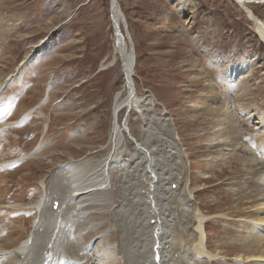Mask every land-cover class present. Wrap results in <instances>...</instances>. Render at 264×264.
I'll return each mask as SVG.
<instances>
[{"label": "rangeland", "instance_id": "1", "mask_svg": "<svg viewBox=\"0 0 264 264\" xmlns=\"http://www.w3.org/2000/svg\"><path fill=\"white\" fill-rule=\"evenodd\" d=\"M115 2L135 52V92L149 96L150 113L182 147L184 186L174 197L187 210L179 214L177 229L184 230L176 247L193 243L191 217L199 212L204 250L214 256L207 264H262L241 258L260 237L252 222L264 204L255 195L257 188L264 194V44L251 17L235 0ZM247 7L264 23V2ZM114 37L111 0H0L1 240L29 235L39 215L31 205L56 167L87 156L93 165L105 155L99 150L108 141L113 99L124 89ZM114 57L98 71L101 60ZM126 115L122 110L119 121ZM127 129L143 142L132 115ZM123 147L133 159V144ZM94 212L97 228L72 231L84 244L92 239L87 256H76L79 264H97L105 250L102 264H125L111 212ZM99 248L105 250L94 257Z\"/></svg>", "mask_w": 264, "mask_h": 264}, {"label": "bare ground", "instance_id": "2", "mask_svg": "<svg viewBox=\"0 0 264 264\" xmlns=\"http://www.w3.org/2000/svg\"><path fill=\"white\" fill-rule=\"evenodd\" d=\"M115 1L111 0L115 36L112 54L120 58L124 89L117 92L113 99L108 141L106 146L99 150L106 153L96 159L93 165L90 164L92 161L88 163L87 156L71 158L54 169L50 180L43 184L41 197L31 205L39 215L30 225L29 235L19 243L18 239L12 236L3 240L0 237V264H79L76 256L91 250L92 239L84 244L80 240L79 232L72 231L78 225L97 228L98 223L96 224L90 217L94 211L111 212L114 222L112 230L115 228L117 232V245L119 255L123 259L122 263L199 264L202 261L209 262L214 257L204 250L205 238L202 227L204 216L199 212L191 217V220L195 219L197 222L192 230L195 234L193 243L189 241L190 245L187 248L180 249L181 234L177 231L184 229L182 227L177 229L180 225L178 218L179 214L187 209L182 207V203L174 194L180 193L184 186V182L180 183L179 178L182 147L175 143V138L165 125L150 113L146 106L147 103H151L150 99H147L149 96L139 97L135 92V52L129 34L121 32L120 23L123 18ZM235 1L245 9L246 15L251 17L254 32L264 44V23L254 17L247 7V4L264 0ZM114 59L115 57L107 65L105 60H101L98 71L110 67ZM3 89V85L0 84V101ZM122 110L127 115L119 121ZM131 115L143 126V142L134 140L129 134L127 121ZM0 127L3 130L4 126ZM125 140L132 143L136 150L133 159L127 160L125 157L127 154L123 147ZM151 142L154 145H151ZM36 152L29 153L27 157L33 156ZM255 195L264 201L261 188L255 190ZM114 197L121 202L117 207L113 206ZM54 202L57 203L56 208L53 206ZM15 206L18 205L11 204L6 207ZM255 212L261 215L258 221L252 222L260 231V237L244 247L246 249L243 251L249 253V256L241 258L244 263L255 261L264 264V204ZM86 214L88 217L85 220ZM100 236L96 235L95 238L98 239ZM178 243L180 248L176 247ZM99 249L94 250V257L105 250ZM191 252L196 255L195 258ZM105 253L106 250L100 254L101 257L95 258L97 264L103 263Z\"/></svg>", "mask_w": 264, "mask_h": 264}, {"label": "water", "instance_id": "3", "mask_svg": "<svg viewBox=\"0 0 264 264\" xmlns=\"http://www.w3.org/2000/svg\"><path fill=\"white\" fill-rule=\"evenodd\" d=\"M53 206H54V208H56V206H57V203H56V202H54V203H53Z\"/></svg>", "mask_w": 264, "mask_h": 264}]
</instances>
